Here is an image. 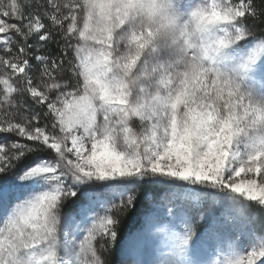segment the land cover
<instances>
[{"label": "snow or ice", "instance_id": "6c2138e0", "mask_svg": "<svg viewBox=\"0 0 264 264\" xmlns=\"http://www.w3.org/2000/svg\"><path fill=\"white\" fill-rule=\"evenodd\" d=\"M0 264H264V0H0Z\"/></svg>", "mask_w": 264, "mask_h": 264}, {"label": "rangeland", "instance_id": "374dc122", "mask_svg": "<svg viewBox=\"0 0 264 264\" xmlns=\"http://www.w3.org/2000/svg\"><path fill=\"white\" fill-rule=\"evenodd\" d=\"M116 258H118V257H116Z\"/></svg>", "mask_w": 264, "mask_h": 264}]
</instances>
